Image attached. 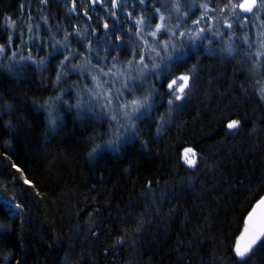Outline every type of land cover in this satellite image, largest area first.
I'll use <instances>...</instances> for the list:
<instances>
[{
  "label": "trees",
  "instance_id": "trees-1",
  "mask_svg": "<svg viewBox=\"0 0 264 264\" xmlns=\"http://www.w3.org/2000/svg\"><path fill=\"white\" fill-rule=\"evenodd\" d=\"M205 2L0 0V264H241L233 249L264 197V14L242 27L231 7L242 0H215L194 25ZM161 14L168 31L152 37ZM198 28L201 39L179 37ZM172 31L174 59L153 75L164 63L148 47ZM109 69L124 73L116 84ZM184 75L186 95L169 105L167 85ZM125 81L126 100L151 105L129 122L116 99ZM243 264H264V247Z\"/></svg>",
  "mask_w": 264,
  "mask_h": 264
},
{
  "label": "snow or ice",
  "instance_id": "snow-or-ice-1",
  "mask_svg": "<svg viewBox=\"0 0 264 264\" xmlns=\"http://www.w3.org/2000/svg\"><path fill=\"white\" fill-rule=\"evenodd\" d=\"M110 2H112V0H110ZM145 0H140V3H144ZM215 0H206V2L204 4H201L200 7H202L204 9L202 15L200 16L199 19L193 21L194 25H200L201 22L204 21L205 17H208V19H212L211 16H209V12H214L215 8H209L210 4H214ZM228 3H231V0H226V6ZM232 10H233V14L239 16L240 13L235 12V9H241L243 12L246 13H251L253 15L256 16L257 19H259V13L264 12V0H243V2L238 3V4H232L231 5ZM156 12H159V9H155ZM176 11L179 12V0H177V7H176ZM221 11H223V9H221ZM185 15H187V13H185ZM245 23L242 25V27H247V20L248 17H245ZM160 20H161V24H157L156 25V30L148 33V35L152 36V37H156L157 33L160 32L161 28L165 29V32L168 31L166 25L163 23L165 20V17L163 14L160 15ZM12 24H14L15 22L12 21ZM143 20H138L137 24H142ZM105 27H107V25H105ZM177 27H179V25H177ZM227 27L229 29L232 28L231 24H227ZM29 31H31V28H29ZM205 31L204 28H198L195 32L193 31H189V32H180L179 33V37H185L187 36L189 39L191 40H196V39H201V34ZM137 35H139V33H137ZM177 33L175 31L171 32V36L169 37L168 40L166 41H158V40H154L153 43L156 45L155 47H148V59L154 61L157 57L161 60L162 63H164V69L161 70V65L157 64L155 62H153L152 64V74L159 76L162 72L166 71L168 68V63L165 62V57H167V61L171 62L174 58L169 55V48L171 47V50L174 52L175 49V44L172 42V37H176ZM260 44L262 47H264V32L260 33ZM65 39H67V37H65ZM117 39H119V37H117ZM11 43V37H9V44ZM244 43L247 44L248 43V37L245 36L244 37ZM144 44L147 45L148 41L145 39ZM251 47V45H249ZM5 46L4 45H0V56H3L4 52H5ZM115 50V49H114ZM224 51H227V53L229 55L232 54V48L231 46H228L226 49H224ZM151 53H155V57L151 55ZM161 53H163L164 55H161ZM135 55H139L138 53H136ZM261 56H264V52H257L255 54V58H259ZM12 58H15V53L12 54ZM25 59L24 57H21V60ZM28 59H31L30 57ZM65 59H67V57H65ZM41 63H43L41 61ZM132 62L129 61V65ZM137 63L140 65H143V67L147 68V64L145 63V57L143 55H139V59L137 60ZM0 67H2V65H0ZM20 67H22V65H20ZM115 67V65H113V68ZM101 72H103V69H101ZM103 75L108 76V75H112L116 78V80H119L121 76L124 75L123 72H113L111 69H109V72L103 73ZM59 79V76H58ZM94 80H96V77H93ZM188 80L189 77L187 75L184 76H179L176 79H173L171 81V83H169L167 85L168 89L170 90V95L172 96V99L169 100V105H172L174 103V101H181L184 96L186 95L185 89L188 87ZM180 82V83H178ZM112 83H115V81H112ZM97 87H103L102 84L99 83V81H97ZM124 91H131V89H129L128 87V83L127 81H125L122 85V90L121 89H117L116 90V99L119 100L120 97L123 95ZM102 99H104L106 101V103L103 105L104 108H109V106L112 103V93L111 90L109 89V91L105 92L102 94L101 96ZM60 98L58 97L57 100H59ZM148 96H145L143 99H132L131 101H125L123 104H120L118 107L120 109H123L124 111H122V116L127 118L129 121H131L133 118H138V116L136 114H142L141 110H147L151 107V105L148 103ZM44 107V106H41ZM76 107L79 109L80 105L77 104ZM92 105H89V109L91 110ZM45 111L48 113V119H49V123H54V119H53V115L52 112L48 109L45 108ZM111 120H117V116L116 115H112L111 116ZM239 126V121L238 120H232L231 122H229L227 124V128L228 129H235L238 128ZM129 127H134V125H132L131 123L129 124ZM121 144V137L119 135H117L116 137H114L112 140L107 141L106 145L108 147H110L112 150L114 151H118L119 147ZM101 146L97 145L96 147H94L92 149V152L89 153L90 156L95 155V153L97 152L98 149H100ZM192 150L191 149H186L185 152V162L189 165V166H194L195 164V160L192 158L188 157V153H191ZM192 156H195V153H192ZM261 205H264V200L260 201ZM19 209V205H12L9 209V214H12L14 210H18ZM249 220H252V216H249ZM3 225L0 224V229H3ZM241 241H243V243H241ZM264 247V218L261 219L259 225H255L253 224L251 227L246 226L244 229V235L241 236V238L239 240L236 241L235 247L233 249L235 256L238 257L240 259L241 264H243L244 260L246 257H249V254L252 253L254 251V249H256V247Z\"/></svg>",
  "mask_w": 264,
  "mask_h": 264
},
{
  "label": "water",
  "instance_id": "water-1",
  "mask_svg": "<svg viewBox=\"0 0 264 264\" xmlns=\"http://www.w3.org/2000/svg\"><path fill=\"white\" fill-rule=\"evenodd\" d=\"M239 12L241 15L246 16V17L252 15L251 13L243 12L241 9H239ZM261 200H264V197ZM260 201L253 207L250 213V215L252 216V220L250 221L248 217L246 221V225L249 227H251L253 224L258 226L261 219L264 218V205H261Z\"/></svg>",
  "mask_w": 264,
  "mask_h": 264
},
{
  "label": "rangeland",
  "instance_id": "rangeland-1",
  "mask_svg": "<svg viewBox=\"0 0 264 264\" xmlns=\"http://www.w3.org/2000/svg\"><path fill=\"white\" fill-rule=\"evenodd\" d=\"M242 2H243V0H242ZM262 14H264V12H261V13H259V19H257L258 21H260L261 19H260V16L262 15ZM113 81H117V80H115V79H113ZM178 83H180V82H178ZM111 84H116V83H111ZM122 90V89H121ZM99 93H104V91L102 90V91H100ZM126 94H124L123 93V95L120 97V99L118 100V102L120 103V104H123L125 101H131L132 100V98H131V100L128 98L127 100H126ZM118 110H120V113H122V111H124L123 109H120L119 107H118ZM117 110V111H118ZM139 114V113H138ZM137 115V114H136ZM121 116H122V114H121ZM122 119H124V121L125 122H129V120L127 119V118H125V117H123L122 116ZM185 152H186V150L183 152V162H184V164H186V165H188L186 162H185ZM192 153H193V151L191 152V153H188V157L189 158H192V159H194L195 160V162H196V155L193 157L192 156ZM195 165V164H194ZM189 166V165H188ZM189 167H192V166H189ZM247 226V225H246ZM245 229V228H244ZM242 235H244V230H243V232H242ZM241 235V236H242ZM241 238V237H240ZM239 238V239H240ZM241 243H243V241H241Z\"/></svg>",
  "mask_w": 264,
  "mask_h": 264
}]
</instances>
